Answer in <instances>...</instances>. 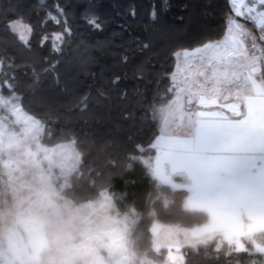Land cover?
Here are the masks:
<instances>
[{
  "label": "trees",
  "instance_id": "trees-1",
  "mask_svg": "<svg viewBox=\"0 0 264 264\" xmlns=\"http://www.w3.org/2000/svg\"><path fill=\"white\" fill-rule=\"evenodd\" d=\"M170 8L165 11L161 0H0V51L14 55L18 64L37 68L43 63L58 61L60 84L51 77L42 76L40 83L29 89L31 73L20 75L19 88L24 97L25 107L41 118L49 115L58 117L51 138L42 137V144L50 147L57 142H69L62 133L76 134L75 148L82 156L76 173L69 178V185L63 195L76 204L93 201L102 191H109L120 213L134 209L138 221L133 230L135 250L138 255L151 253V227L155 221L163 225L193 229L208 222L209 215L203 210H189L181 206L174 191L168 185L159 183L139 162L128 159L131 150L129 134L135 141L147 142L154 131L150 122H137L135 131L130 133L132 121H124L121 110L124 102L113 95L101 99L97 92L103 90L114 76H121L120 88L131 89L134 81L132 70L146 57L163 72L168 67L167 58L171 51L179 47L195 46L206 34H219L225 17V0H168ZM64 9L58 18L67 20L71 36L64 34L62 52H49L40 46V37L49 31L64 33L65 25L49 21L41 26L46 12L56 15L55 6ZM155 6L157 17L153 21L150 13ZM135 9V16L130 15ZM86 10L98 15L103 25L102 31L92 29L84 19ZM30 17L34 25L28 50L19 44L16 37L5 29L9 15ZM137 39L150 42L148 51H141ZM127 56V64L122 58ZM23 69L21 70V72ZM125 73L128 78L123 79ZM154 73L145 66V95L141 101H151L156 94L163 95L164 84L157 89L148 83ZM84 95L90 97L89 110L80 113L75 110L77 100ZM135 104L137 116L147 105ZM69 109H72L69 111ZM200 249L191 253L184 264H221L222 260ZM257 257H263L256 255ZM264 258V257H263Z\"/></svg>",
  "mask_w": 264,
  "mask_h": 264
},
{
  "label": "snow or ice",
  "instance_id": "snow-or-ice-1",
  "mask_svg": "<svg viewBox=\"0 0 264 264\" xmlns=\"http://www.w3.org/2000/svg\"><path fill=\"white\" fill-rule=\"evenodd\" d=\"M225 3L219 34H206L195 46L171 51L168 67L163 72L151 63L150 57L137 64L132 70L131 96L128 88H120L122 77L119 75L97 92L101 99L108 100L114 95L124 102L121 116L124 121H132L130 133L135 131L138 121H148L153 126V134L146 143L133 142L135 137L131 134L127 137L131 142L128 159L150 169L153 179L160 178L155 168L157 163L193 178L214 173L218 182L241 181L250 178L254 170L264 178V0H225ZM161 5L165 11L170 8L168 0H161ZM55 10L56 15L46 12L41 26L49 21L65 25L63 34H51L52 51L61 53L64 34L71 36V30L66 19L58 18L64 15V9L56 5ZM130 15L135 16V9ZM156 17L153 6L150 19L154 21ZM84 19L92 29L103 30L100 17L90 10L85 11ZM4 26L19 44L31 50L34 25L30 17L26 22L23 14L9 15ZM48 40L47 34L40 37V46ZM136 43L141 51L151 48L150 42L137 39ZM122 62L127 64V56ZM43 63L47 66L37 70L18 64L7 49L0 51V132L8 128L22 129V134L34 140L55 135L58 117L49 115L45 119L27 110L18 83L20 75L27 76L30 71L29 89L48 75L59 86L58 61L48 63L45 58ZM146 65L154 73L147 82L157 89L166 85L164 94L154 95L151 101L139 99L145 95L142 86L146 82ZM127 78L125 73L123 79ZM89 100L88 95L81 96L74 105L75 110L87 113ZM133 101L147 105L139 116ZM62 135L69 137L70 142L54 143L50 150L79 155L74 151L76 134L67 131ZM236 245V252L245 251L239 241ZM255 254L264 255V247L256 245Z\"/></svg>",
  "mask_w": 264,
  "mask_h": 264
},
{
  "label": "rangeland",
  "instance_id": "rangeland-1",
  "mask_svg": "<svg viewBox=\"0 0 264 264\" xmlns=\"http://www.w3.org/2000/svg\"><path fill=\"white\" fill-rule=\"evenodd\" d=\"M55 32L60 33H44L49 52ZM79 164L80 154L53 152L42 137L34 140L15 128L0 132V264H49V235L61 242L63 264H184L200 249L221 264H264V255L255 254L256 245L264 247V206L254 214H234L236 203L228 209L231 214H208V222L193 229L155 221L152 252L138 255L132 237L138 221L134 209L120 213L107 190L83 204L63 195ZM13 239L32 246H14ZM236 241L245 251H235Z\"/></svg>",
  "mask_w": 264,
  "mask_h": 264
},
{
  "label": "crops",
  "instance_id": "crops-1",
  "mask_svg": "<svg viewBox=\"0 0 264 264\" xmlns=\"http://www.w3.org/2000/svg\"><path fill=\"white\" fill-rule=\"evenodd\" d=\"M155 168L160 177L156 180L170 186L186 209L231 214L228 209L236 203L238 208L234 214H254L264 206V178L258 170L241 181L218 182L214 173L193 178L182 171H173L163 163H157Z\"/></svg>",
  "mask_w": 264,
  "mask_h": 264
},
{
  "label": "clouds",
  "instance_id": "clouds-1",
  "mask_svg": "<svg viewBox=\"0 0 264 264\" xmlns=\"http://www.w3.org/2000/svg\"><path fill=\"white\" fill-rule=\"evenodd\" d=\"M3 219V218H0ZM18 231V229H13V232ZM3 235H7V233H4ZM11 243L14 246H23L26 248H30L32 246L31 241H21L19 239H13ZM46 251L48 252V260L49 264H63V257L59 255V250L61 248V242L60 240L52 235H49L46 237ZM26 264H29V262H26ZM41 264H43V261H41Z\"/></svg>",
  "mask_w": 264,
  "mask_h": 264
}]
</instances>
